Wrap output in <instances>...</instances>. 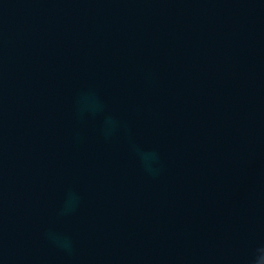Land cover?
Returning a JSON list of instances; mask_svg holds the SVG:
<instances>
[{"label":"water","instance_id":"water-1","mask_svg":"<svg viewBox=\"0 0 264 264\" xmlns=\"http://www.w3.org/2000/svg\"><path fill=\"white\" fill-rule=\"evenodd\" d=\"M264 0H0V264H253Z\"/></svg>","mask_w":264,"mask_h":264},{"label":"clouds","instance_id":"clouds-1","mask_svg":"<svg viewBox=\"0 0 264 264\" xmlns=\"http://www.w3.org/2000/svg\"><path fill=\"white\" fill-rule=\"evenodd\" d=\"M258 255L255 257L253 264H264V247L257 250Z\"/></svg>","mask_w":264,"mask_h":264}]
</instances>
